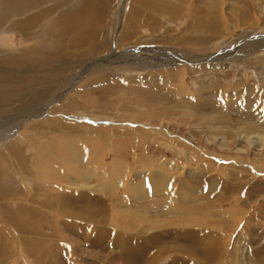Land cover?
<instances>
[{"label": "rangeland", "instance_id": "374dc122", "mask_svg": "<svg viewBox=\"0 0 264 264\" xmlns=\"http://www.w3.org/2000/svg\"><path fill=\"white\" fill-rule=\"evenodd\" d=\"M85 1L40 0L23 14L0 16V35L11 43L0 46V102L8 97L0 121H14L0 148L12 144L25 156L20 165L1 161L19 187L11 203L49 213L39 202L56 194L87 199L96 215L105 212L102 231L96 221L75 222L94 237L150 226L169 248L176 233L201 234L198 245L189 239L187 254L170 247L157 264H264V143L256 142L264 139V0H112L98 41L72 47L84 57L65 50L64 64L46 51H24L15 24L41 17L34 32L44 28L52 38L46 25L67 11L62 4L77 9ZM17 88L18 97L8 96ZM70 100L80 106H65ZM54 236L87 248L63 225ZM113 237L83 249L80 260L111 263ZM19 255L16 262L33 264Z\"/></svg>", "mask_w": 264, "mask_h": 264}, {"label": "bare ground", "instance_id": "6f19581e", "mask_svg": "<svg viewBox=\"0 0 264 264\" xmlns=\"http://www.w3.org/2000/svg\"><path fill=\"white\" fill-rule=\"evenodd\" d=\"M37 1L40 0H0V16L3 15V18L5 19L8 18L6 17V15L8 16V14L10 16V15H15V14H20L22 12L24 13L30 11L29 8L35 5V2ZM142 1L146 5L149 0H139V4H144ZM110 2H112V0H86L85 1L86 6L85 7L81 6V8H77V9L73 6L62 4V6H65V9H67V11L61 13L60 14L61 17L59 19L55 21H50L48 22V24L45 23V25L47 24L46 25L47 32L49 31L50 33L55 35V37L52 35L53 36L52 38L48 37L47 32H46L47 34H45L44 28L43 30L40 29V33L34 32V28L37 23L39 24L41 17H33L27 20L26 22L21 21L20 25L19 23L15 24L13 26V29H16L17 33L22 35L21 36L22 40L27 43V46L24 49V51L28 52V53L26 52L27 54L36 51H43V52L46 51L49 56L55 57L57 61L66 64L69 63L68 59L72 57L74 59L78 54H79L78 58H82L84 57V55H86L80 52L75 53L72 47H75L78 50H80V47L85 45L84 48H90L96 41H98L94 39L95 38L94 36L99 31L101 27V22L103 23L104 18H106L105 16H107L108 14V8ZM58 4L59 1L57 2V6ZM149 7H147V9ZM130 24L131 23L129 22L128 25L130 26ZM37 28H39V26ZM8 40H9L8 35L0 37V46L10 45L11 43H9ZM67 44L69 45L67 46ZM65 50H71L70 52L75 55L69 56L70 58L67 57L68 59L66 58L67 59L66 60L62 56V52ZM64 59L66 60V62L62 61ZM194 59L195 57H192L191 55L190 60L195 61ZM195 62H199V61H195ZM1 83H5V82H3L2 79H0V84ZM8 86H9L8 88H10V84ZM0 90H4V89L0 88ZM10 90H11V93L9 92L10 95L8 93L7 94L8 96H13L18 94L19 88L14 90L10 89ZM21 92L23 91H19V93ZM3 95L4 96L1 98V102H0L1 104L2 102L5 103L8 98L6 97V93H4ZM65 106L77 107L80 106V103L78 102V100H74V101L70 100V102H68L67 105L65 104ZM20 109H22V107ZM42 110L44 111L43 108L36 109L34 111L40 112ZM58 111H62V110L59 109ZM10 119L11 118L9 119L4 118V120L0 121V143L5 139L7 140L10 137L9 134L10 131L13 132L14 130L12 126L14 121H10ZM48 125L52 126V124H48ZM53 127L59 129L60 132H67L64 126L61 127L60 125L57 126L56 124H53L52 128ZM47 132L48 130L44 131L43 137L41 138L42 142L46 141ZM248 139L249 138H247V140ZM263 141L264 139L262 136H257L256 138L257 143L262 144L264 143ZM53 144L55 145L56 142L53 141ZM54 145L51 148H53ZM62 145L65 148H70V141L69 142L63 141ZM70 151L72 152L73 150L71 149ZM46 153H51V152L47 151ZM15 158L18 159L19 165L23 164V161H25V156L23 154H19L16 152V146L6 143L3 147L0 148V264H22L14 260L13 253L14 254L20 253L21 255L18 256L19 259L21 257H24V259L31 261V263L33 264H99L100 262L97 263L92 260H90L89 262H83V260H80V258H82L81 255H84L86 253L83 249L87 250L88 248H90L89 250H93L98 247L100 248L105 247L108 239L109 238L112 239L113 236H114L113 239H115V241H113L114 243H112L113 245L112 248L116 251L117 256L114 254L116 257L114 258L108 257L109 260L111 261V263L109 262V264L113 263V259L114 260L119 259V261L121 260L122 261L121 263L123 264H157L160 260L164 258V256L172 254L171 250H168L170 247L175 248L177 245H179L181 247L180 253L182 255H185L188 253L187 246L189 239L191 240L192 243L196 245L200 243L199 239L201 234L197 231L193 232L191 230L181 234L176 233L175 234L176 237H173L175 242L169 244V248H168V246L165 245L166 243L164 240L165 238L164 235L157 236L156 232L150 226H147L143 229H140L138 227H130L131 230H128L126 228L124 230H121L122 232L113 233V236L111 235L112 233L110 232H103L100 233L98 236L94 237L92 236V234H90V232L87 231L86 233L82 229L81 223L75 222L76 221L75 219H78L80 221L83 220L87 223L89 221H96L97 224L96 227L100 231H102V229L100 228L104 227V225L101 224L102 223L104 224V221L102 219L105 216V212L103 211L102 213H99V216L96 215V211H92L87 208L86 205L88 202L87 199L85 200V202L76 199H70L67 202L65 200V196L56 194L55 199H53L52 201L48 200L49 203H46L45 200H44L45 202H41V201L39 202L41 205L47 206L50 209L49 213L47 211H44L42 213L41 212L35 213L34 210H39V207L36 205L37 207L35 209L33 210L32 208L28 209L26 208L27 202L26 204L25 203L15 204L13 202L11 203V199L13 200L18 196L19 192L16 191L19 190V187L16 186L14 180L11 178V175L4 170L1 161L3 162L5 160V162H8L9 160L12 161V159ZM34 159L35 158H30L29 161H32ZM8 166L12 168L11 163L8 164ZM44 191H46V189L43 190V192ZM4 199L9 200L10 204L8 203V205L7 204L4 205L3 204ZM41 199L43 200V197H41ZM37 200L39 201V198ZM53 209L59 210L61 213H63V216L61 215V213L59 215L67 219L68 222L64 223L62 222V220L61 222H59L60 220L58 221V219L56 220L55 212ZM50 211L51 212L53 211V213L50 214ZM83 221L81 222L84 224ZM60 225L65 226V228L68 231L72 232V235L79 236L80 239H82V241L85 243L87 248L85 247L81 248V245L76 244L74 241L70 239H65L59 244V242L56 240L54 236V233L55 231L58 232V227ZM47 230L50 231L49 234L47 233ZM13 231L17 233V238L19 234V239L17 242H19V240L22 241L21 248L19 247V245L17 246L15 244V241L12 239L14 235ZM91 232L95 233V229L92 228ZM124 232L128 233V235L124 234ZM177 254L178 255H175L173 257L182 258L179 253ZM91 257L92 259L102 258L97 256L95 253L94 254L91 253ZM207 258L210 261L213 260V256H208ZM217 259H219V257ZM27 260L26 262L29 263Z\"/></svg>", "mask_w": 264, "mask_h": 264}]
</instances>
